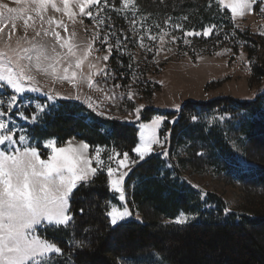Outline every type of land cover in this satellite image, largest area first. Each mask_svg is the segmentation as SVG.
<instances>
[{"label":"trees","instance_id":"1","mask_svg":"<svg viewBox=\"0 0 264 264\" xmlns=\"http://www.w3.org/2000/svg\"><path fill=\"white\" fill-rule=\"evenodd\" d=\"M127 11L124 14H133L135 19L140 17L144 21V30L171 32L176 30L171 25L182 24L184 30L201 33L184 37L179 29L192 47L202 40L207 42L203 49L213 50L211 54L225 52L229 56L232 47H241L247 55L251 82L264 81V39L259 37L257 42L250 31L242 30L218 6V0H145L138 11ZM212 25L216 26L212 33L204 36L203 32ZM106 30L116 33L110 38L114 43L117 38L127 37L119 46L120 52L113 53L111 78L99 81L109 95L115 93L121 98L108 104V117L89 112L78 103L61 102L59 109L46 115L37 128L38 140L55 138L59 143L76 138L89 143L92 151L100 146L121 155L132 153L136 147L137 126L113 118L130 114L136 102L128 98L129 94L139 97L155 84L147 80L148 69L135 64L134 56L128 52L136 41V36H131L133 31L128 26L121 27L111 17L107 18L102 33ZM145 34L142 36L147 41ZM150 47L153 52L143 58L145 61H155L157 56V47L151 44ZM187 52L192 59L201 55L197 49ZM117 84L120 87H115ZM261 93L250 101L226 97L187 102L176 122L167 123L169 161L160 153L154 155L132 171L125 186L128 205L144 216L145 224H110L106 213L110 204L118 200L108 186L105 171H98L89 186L74 192L75 199L71 200L74 220L67 230L47 232L66 253L53 257L55 264H264V218L230 211L221 197L201 193L186 181L182 172L188 169L197 175L264 191ZM235 147L244 150V160ZM249 164L261 167L249 170L246 166ZM181 212L190 217L189 223H165L176 220ZM81 240L82 248L77 246Z\"/></svg>","mask_w":264,"mask_h":264},{"label":"snow or ice","instance_id":"2","mask_svg":"<svg viewBox=\"0 0 264 264\" xmlns=\"http://www.w3.org/2000/svg\"><path fill=\"white\" fill-rule=\"evenodd\" d=\"M13 2L19 5L22 0H13ZM69 2L70 0H62L63 7H57L52 0H32L33 6L38 7L40 12L50 6L57 12L67 11L71 19L73 13L68 7ZM77 2L79 3V14L92 19L98 28H103L105 18L110 19V17L101 16V13L108 8L118 14H124L129 9L133 12L138 11L136 0H118L121 4L119 8L112 3V0H77ZM256 2L257 0H231L230 3L225 4V0H218V6L225 5L226 8H230L231 15L235 18L237 15L243 16L244 10ZM259 3L264 4V0H259ZM260 10L264 12V8ZM27 12L28 9L25 7H14L9 3L0 2V84L5 89L11 90L7 99L0 96V264H55L53 257L65 256L66 253L58 246L59 242L52 241V238L47 236V232L67 230L74 220L70 205V200L75 199L74 192L80 187L89 186L98 171L106 170L110 190L118 195L119 202H124L119 207L115 203L110 204L111 210L106 213L110 218V224L115 226L118 221H123L133 215L127 207L124 188V179L128 172L122 171V169L128 168L129 154L124 152L122 159L115 160V157L121 154L114 153L108 159L109 161L114 160L116 167H112L110 164L105 166V162L100 158L101 149L97 147L94 152L95 163L98 167H92L93 161L83 155L90 148L89 143L84 142L79 148L58 147L57 139L47 138L46 143H38L36 147L25 145L24 142L29 139V136L14 131L7 118L16 113L37 123L41 116H46L55 107L54 104L46 106L45 102L41 101L33 109L34 112L41 113V116L31 113L24 115L20 112L18 107L22 103L20 97L29 91H41L32 74L33 67L45 71L42 62L52 66L51 62L55 61L57 64L63 65L59 78L73 83L76 82L78 76L81 80L90 79V76L83 71V66L85 61L89 62L91 68L97 66L96 63L89 61L95 41L98 40L100 43V48H96L95 51L103 49L107 53L103 57H95L96 62L100 60L106 62L114 47L121 46L127 37L117 38L114 46L109 41L110 38L116 36V33L106 30L105 35L101 36L97 31L92 36V43L81 44L76 42L74 31L68 36H61L60 31L52 27H44L45 18L43 15H38L39 23L32 16H27V19H24ZM171 19L169 17L170 25ZM187 19L185 16L184 20ZM18 20L22 21L23 35L13 39L12 35L17 28L16 21ZM6 21L12 22V32L5 33ZM46 22L50 26L53 23L51 18ZM129 23L133 26V33L136 32L137 24L141 28L144 27V21H137L134 17ZM171 26L182 30L184 37L201 35L198 32L184 30L182 24ZM156 27L160 26L156 25ZM215 27V25L210 26L203 32V35L208 36ZM56 28H62L65 33L68 32V27L63 21L57 22ZM30 30L31 36L28 35ZM144 38V36L139 37L141 41ZM149 39L155 40L156 37L149 36ZM176 39V37H172L173 42ZM184 43L187 44L188 40L184 39ZM142 46L144 45L142 44ZM148 51H151V48H148ZM96 75L111 78L106 64L96 72ZM25 81L28 82L27 85ZM115 87L118 88L120 85L117 84ZM261 95H264V92ZM45 96L47 101L57 99V96L51 93H45ZM131 96L132 94H129L128 98L131 99ZM73 98L80 99L79 95L59 97V99L65 100ZM105 98L116 103L121 97L113 93L106 95ZM142 107L134 109L137 119L140 117ZM87 108L97 111L101 116L105 115L103 110L95 108L90 101L87 102ZM161 121L162 117L157 116L150 124L141 125V142L133 149L139 160H144L153 151L152 145L163 146L156 134V126ZM109 134L111 135V133ZM59 143L64 142L59 141ZM41 148L50 149L51 154L48 155L46 151L42 153ZM42 155H46L47 158H42ZM137 162L136 160L131 161L132 164ZM83 211V209H79L80 213ZM189 219L188 215L181 212L174 222L184 224ZM42 224L44 231H40ZM84 231H88V229ZM77 246L82 248L84 241H78Z\"/></svg>","mask_w":264,"mask_h":264},{"label":"rangeland","instance_id":"3","mask_svg":"<svg viewBox=\"0 0 264 264\" xmlns=\"http://www.w3.org/2000/svg\"><path fill=\"white\" fill-rule=\"evenodd\" d=\"M145 0H136L137 9L141 6V3ZM3 3H9L10 6L14 7H25L28 9L27 16H32L34 20L39 23L38 15H43L45 18L44 27H52L57 31H60L61 36H68L73 31L75 32V40L78 43H92V36L95 32L99 31L100 35L103 36V28H98L95 22L87 16L79 14V3L77 0H70L68 7L72 10L73 18H69L67 11L57 12L52 7H46L43 12H40L38 7H34L32 0H22V3L17 5L13 0H0ZM57 7H63L62 0H52ZM231 0H225V4L230 3ZM112 3L116 5L117 8L121 7L118 0H112ZM223 10H226L235 24L239 25L242 30L250 31L254 36V39L258 42L259 37L264 39V12H261V8H264V4H260L259 0L255 4H252L250 8L244 10V15H237L235 18L231 15L230 8H226L225 5H220ZM129 12V11H126ZM114 18L115 21L121 27L128 26L129 30H132V25L129 21L134 17L133 14H118L111 8L105 10L101 13L102 17ZM51 18L53 21L50 26L46 21ZM137 21L142 19L137 18ZM63 21L68 27V32L65 33L62 28H56V23ZM82 21V23H81ZM5 33L12 32L10 21H6ZM107 23V18L104 19V25ZM17 28L14 31L12 38L15 39L17 36L23 35L22 21H16ZM104 27V26H103ZM136 32H131L132 38L136 36V41L134 48H131L128 52L134 56V63L141 64L146 67V77L148 81H152L153 84L148 89V93L144 92L141 96L133 95L131 100L136 103L132 105L130 114L126 116H121L113 119H117L129 124L137 126L138 129V143L141 142L140 132L141 125L145 123H151V121L157 116L162 117V121L156 126L157 138L163 145L160 144L152 145L153 151L145 157L144 160H139L137 154L132 151L129 154L130 160L128 163V168L122 169V171H127L128 175L124 179V188L126 195L127 207L133 213L132 216L125 218L123 221H118L115 225H120L127 222H135L138 224H145L146 220L144 216L133 210L128 205V194L126 190V183L132 173V171L141 163L147 161L149 158L156 154H162L163 158L169 161L168 158V145L170 139V130L167 128V123L174 124L180 114L183 105L187 102H210L219 98L234 97L240 101H250L259 95L264 90V81H254L251 82V72L248 67L247 55L244 53L241 47H232L228 55H224L225 52L214 53L213 50L203 49V40L192 47L191 41L188 39V43H184V38L181 36L180 30L176 29L171 32H159L156 29H143L139 24L136 26ZM144 31V32H143ZM146 33L148 35L147 41L145 39L141 41L140 36ZM167 33V35H165ZM103 34V35H102ZM145 34V35H146ZM29 36L32 35L31 30L28 33ZM149 36H155L156 39H149ZM196 36V35H194ZM200 36V35H198ZM172 37H176V41H172ZM183 38V39H182ZM115 46V43L110 39L109 41ZM142 44L144 46H142ZM152 46L157 47V56L155 61H145L143 58L148 54H151L153 50L148 51V48ZM96 48H100L99 41H95L93 44V52L89 56V61L96 63V68H91L89 62L85 61L83 66V71L90 76V79L85 78L83 80L77 77L75 83L59 78L62 73L63 65L57 64L55 61L49 63L42 62V67L45 71H41L33 67V75L35 76L37 86L41 88L39 92H27L20 97L22 103L18 105L19 110L24 115L31 113L32 115L41 116V113L34 112L33 109L41 101L47 104H54L55 107L47 114L49 115L53 111H56L60 107L61 102H73L78 103L84 107L89 112H92L98 116H101L97 111H93L87 108V102H91L95 108L103 110L105 112L104 116L108 117L106 112V107L108 104L112 103V100L106 99V95H109L105 87L99 82L101 79L106 78L100 75H96V72L104 65H107V71L110 73V69L113 61V53L115 51L120 52V47H114V50L108 61L100 60L96 62L95 57H103L107 53L101 49L100 51H95ZM244 48V47H243ZM197 49L202 55H198L196 59H192L187 56L189 50ZM142 52L145 55H142ZM194 52H197L194 50ZM208 52V53H207ZM193 53V52H192ZM191 53V54H192ZM177 56L176 59V55ZM180 56L182 58L180 59ZM99 82V83H97ZM27 85L28 82L25 81ZM91 85V86H89ZM156 86H159L156 88ZM133 87L136 85L133 84ZM10 89H5L2 84H0V96L4 99L8 98V93ZM45 93H51L57 96L54 101H47ZM79 95L80 99H59L60 96L75 97ZM143 106L140 112L139 119L136 118L134 114V109L136 107ZM179 106V107H177ZM131 108L128 106V109ZM130 110V109H129ZM8 121L13 126L14 131H17L21 135H28L29 139L24 142L25 145H31L36 147L37 144L46 143V141H40L36 138V133L38 132V127L44 121L45 116H41V119L37 123H33L31 119H25L24 116L13 113L8 118ZM55 139V138H52ZM70 142V143H69ZM84 141H80L76 138H70L63 144H57L58 147H76L79 148ZM136 145V146H137ZM236 146V145H234ZM22 147V146H21ZM101 149L100 158L105 162V166L111 165L116 167L115 161H109L108 157L113 156L117 151L98 147ZM236 149V147H235ZM240 159L244 160V150L236 149ZM47 152L48 155L51 154L50 149L41 148V152ZM87 159L93 161L92 167H98L95 163V152L92 151L91 147L83 153ZM42 158H47L46 155H42ZM122 159V155L116 156L115 160ZM138 161L132 164L131 161ZM172 162H175L173 158ZM250 165V164H249ZM246 165L249 170H255L261 166L257 165ZM254 168V169H253ZM183 172V176L186 181L192 185L195 189L199 190L203 194L213 193L221 197L228 206V209L240 216H256L259 218H264V191L256 189L251 186L243 187L239 183L226 182L220 179H216L209 175H197L192 173L190 170L186 169ZM106 173V170H105ZM118 200V195L115 194ZM124 202H118L116 205L119 207ZM71 205V200H70ZM111 210V208H110ZM175 221V220H174ZM172 220H166L165 223H175ZM189 219L186 223H189ZM177 224V223H176ZM40 231H44V225L40 227ZM43 238V237H42Z\"/></svg>","mask_w":264,"mask_h":264},{"label":"bare ground","instance_id":"4","mask_svg":"<svg viewBox=\"0 0 264 264\" xmlns=\"http://www.w3.org/2000/svg\"><path fill=\"white\" fill-rule=\"evenodd\" d=\"M254 169V168H253Z\"/></svg>","mask_w":264,"mask_h":264}]
</instances>
